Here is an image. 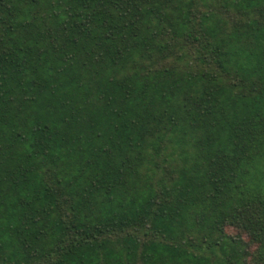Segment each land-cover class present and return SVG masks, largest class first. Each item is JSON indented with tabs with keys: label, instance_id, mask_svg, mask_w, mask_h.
<instances>
[{
	"label": "trees",
	"instance_id": "1",
	"mask_svg": "<svg viewBox=\"0 0 264 264\" xmlns=\"http://www.w3.org/2000/svg\"><path fill=\"white\" fill-rule=\"evenodd\" d=\"M0 264H264V0H0Z\"/></svg>",
	"mask_w": 264,
	"mask_h": 264
}]
</instances>
